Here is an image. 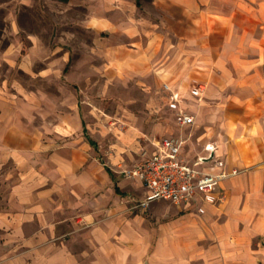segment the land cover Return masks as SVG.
Returning <instances> with one entry per match:
<instances>
[{
  "label": "rangeland",
  "instance_id": "obj_1",
  "mask_svg": "<svg viewBox=\"0 0 264 264\" xmlns=\"http://www.w3.org/2000/svg\"><path fill=\"white\" fill-rule=\"evenodd\" d=\"M145 5L0 0V264H264V0L175 5L164 42ZM165 135L236 168L213 202L139 203L125 169Z\"/></svg>",
  "mask_w": 264,
  "mask_h": 264
},
{
  "label": "built area",
  "instance_id": "obj_2",
  "mask_svg": "<svg viewBox=\"0 0 264 264\" xmlns=\"http://www.w3.org/2000/svg\"><path fill=\"white\" fill-rule=\"evenodd\" d=\"M164 85L170 90L169 106L174 109L177 123H193L194 114L181 106L178 92L168 83ZM192 92L199 93V89L196 87ZM183 141L173 135L162 136L154 142L150 153L125 169L126 174L137 178L145 189L140 204L147 205L159 198L175 203L213 202L214 190L221 180L236 171V168L226 169L222 161H217L216 165L205 164L209 155H198L193 159L185 157L182 154Z\"/></svg>",
  "mask_w": 264,
  "mask_h": 264
},
{
  "label": "crops",
  "instance_id": "obj_3",
  "mask_svg": "<svg viewBox=\"0 0 264 264\" xmlns=\"http://www.w3.org/2000/svg\"><path fill=\"white\" fill-rule=\"evenodd\" d=\"M188 1L189 0H151L158 9L156 12H153L147 5H145L144 11L140 9L142 15L139 20L141 22L140 25L142 24V28L138 30V28L132 27L131 32H133V34L137 31L144 33L146 40L160 38L164 42L167 38L175 39V5L186 7ZM130 8L138 10L137 6L133 4H131ZM164 9L166 12H164ZM259 112L264 113V111ZM238 159L240 162L242 161L244 163L241 155L238 156ZM251 166L254 175L259 178L264 177V146L259 147L257 152L252 156Z\"/></svg>",
  "mask_w": 264,
  "mask_h": 264
},
{
  "label": "bare ground",
  "instance_id": "obj_4",
  "mask_svg": "<svg viewBox=\"0 0 264 264\" xmlns=\"http://www.w3.org/2000/svg\"><path fill=\"white\" fill-rule=\"evenodd\" d=\"M204 148H210L212 150H216V146L212 145V143L208 142L207 146H205Z\"/></svg>",
  "mask_w": 264,
  "mask_h": 264
}]
</instances>
